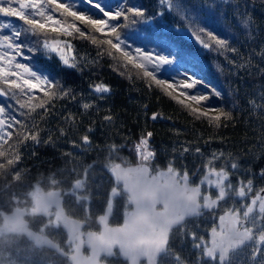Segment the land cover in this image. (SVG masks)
<instances>
[{
	"label": "snow or ice",
	"instance_id": "obj_1",
	"mask_svg": "<svg viewBox=\"0 0 264 264\" xmlns=\"http://www.w3.org/2000/svg\"><path fill=\"white\" fill-rule=\"evenodd\" d=\"M250 3L254 4L255 0H204L203 3L193 0L191 4L188 0H156V12L149 15L146 8L138 6L133 0H119L114 6L102 0H79L78 3L72 0H0V85L4 86L0 88V96L13 99L18 106L13 109L11 105H0V143H7L13 134L8 129L15 130L16 126L24 130L23 140L39 142V133L32 132L17 113L24 116L26 113L22 110L27 109L28 113L39 115L37 110L42 109L47 115L54 100H76L74 90L65 88L59 81L50 78V74L30 63L37 53L48 60L55 55L64 68L82 71L81 64L87 58L78 60L71 39H60V36L90 41L98 49L97 57L108 55L116 59L114 50L123 57L120 67L126 69L132 65L142 70V78L148 82L149 88H158L187 109L195 119H204L211 127H226L227 122L233 119L232 111L209 103L213 97L223 100V93L214 87L209 91V86L195 70L189 73L187 66L191 64L194 68L195 59H190V54L163 35L165 29L159 28V23L166 14L171 16L178 21L172 29L177 34L186 31L203 49L216 52L234 69L250 71L254 67V57L264 60V39L256 34L254 18L248 11ZM228 7H231L232 15L244 30V41L251 44L259 41V47L250 49L247 56L238 47L232 46L228 38H221L202 26L207 24L208 17L216 15V8L224 10ZM68 17L73 18L72 22L67 21ZM7 18H15L22 23ZM77 21L85 29L79 27ZM153 23L157 24L158 32L143 27ZM179 24H183V29ZM137 25L142 26L146 33L143 40L147 43L155 41L160 51L140 47L128 50L130 46H126L122 38V30L136 29ZM48 33L57 36L49 37ZM97 33L105 38L99 39L95 35ZM104 45L107 51L102 47ZM230 53L236 59L231 58ZM97 62L94 59L89 63ZM215 67L223 73V65L216 63ZM181 69H184L181 79L175 76L160 78L165 71L179 76ZM258 71L264 74V68H258ZM34 90L42 92L46 99L34 96ZM110 91V86L102 82L90 84L88 95L95 99L84 100L80 104L82 111L98 109L97 101L105 99V94ZM174 92L178 95H173ZM20 97H24L23 101ZM81 98L83 100V94ZM36 100L38 102H34ZM193 104L204 105V110L193 107ZM248 104L254 114L264 113V91L258 93L257 98H250ZM149 118L155 121L162 117L160 113H152ZM66 119H72L71 114ZM103 120L110 123L113 117L108 114ZM152 135V132H147L135 145L136 153L145 161H150L155 155L149 151ZM81 141L82 145H90L89 135H83ZM185 154H194L202 160L201 167L192 174L200 177L197 182H192L187 170L178 171L173 166L174 161H170L166 171H157L158 175L152 178L151 198L137 201L138 210L150 215L158 224V232L150 237L148 264H164L168 260L172 264H264V185L255 184L257 177L264 180V168L254 172L250 166L241 165L238 156L223 151L205 156L199 146L193 148L191 144L182 145L179 157L183 159ZM157 205L163 211L157 212ZM217 210H222L218 217L215 215ZM205 213L211 214L214 225L210 230L205 229L207 237L186 229V219L199 218ZM134 218L135 214H132ZM174 228L181 229L179 235L182 241L191 240V247L196 252L194 259L181 256L170 246V234ZM245 250H248L246 254Z\"/></svg>",
	"mask_w": 264,
	"mask_h": 264
},
{
	"label": "trees",
	"instance_id": "obj_2",
	"mask_svg": "<svg viewBox=\"0 0 264 264\" xmlns=\"http://www.w3.org/2000/svg\"><path fill=\"white\" fill-rule=\"evenodd\" d=\"M72 2L78 3L79 0ZM102 2L114 6L119 0H102ZM133 2L146 8L149 15H154L156 12V0H133ZM203 2L204 0H200V3ZM188 3H193V0H188ZM248 11L254 18L253 26L257 30L256 34L264 39V2L255 0L254 4H249ZM215 13L216 15L208 17L207 24L202 26L221 38H228L231 45L238 47L245 56L250 49L259 47V41L255 44L244 41V30L232 15L231 7L224 10L216 8ZM7 19L22 23L15 18ZM72 20V17L67 18L69 23ZM76 23L85 29L83 24L78 21ZM177 23L178 21L166 14L160 21L159 28L165 29L163 35L173 40L183 52L190 54V59H195L194 68L191 64L187 66L189 73L195 70L197 76L209 86V91L214 87L223 93V100L213 97L209 103L216 107L223 106L226 111H232L233 119L227 122V126L215 128L209 126L204 119H195L187 109L165 96L158 88L155 86L149 88L148 82L142 78V70L135 69L132 65H128L126 69L120 67L123 57L114 50L112 51L116 59L108 55L97 57L98 49L90 41L60 36V39H71L78 60L82 57L87 58L81 64L82 71L64 68L55 55L48 60L37 53L30 63L50 74V78L59 81L65 88L74 90L76 100H54L49 105L47 115H44L42 109L37 110L39 115L28 113L27 109L22 110L26 113L24 116L17 113L18 118L24 120L32 132L39 133V142L23 140L24 130L19 126H16L15 130L8 129L13 133L11 138L7 139V143H0V210L9 206L11 195L19 199L28 197L26 192L34 183L40 186L58 187L61 190H66L72 183H76L82 188L81 193L78 194L88 196L90 201L87 203L86 212L83 210L82 200L76 202L68 211L74 217L84 219L86 228H94V216L101 211L107 191L111 187L106 168L113 164H131L140 161L132 155L130 149L147 132L153 133L149 140V148L155 155L145 163L152 169L167 168L170 161H174L173 166L178 171L190 172L198 167L201 163L200 157L194 154H185L183 159L179 157L182 145L186 144H191L193 148L199 146L204 154L214 151L231 153L240 158L241 165L246 168L250 166L257 173L264 168V113L254 114L248 104L250 98H257L258 93L264 91V74L258 71V68H264V60L254 57L252 61L254 67L250 71L236 70L216 52L203 49L193 37L190 39L184 35L183 30L178 34L173 31ZM143 27L158 32L156 23ZM179 27L183 29V24H179ZM122 32L126 46H130L129 51L135 47L160 51L155 41L147 43L143 40L142 37L146 33L142 26L137 25L136 29H125ZM95 35L99 39L105 38L98 33ZM48 36L55 37L57 34L48 33ZM102 47L108 50L106 45ZM161 54L167 53L161 52ZM229 56L236 59L231 53ZM94 59L98 62L89 63ZM216 63L224 66L223 73L217 71ZM121 72L124 74L121 75ZM173 73L175 72L165 71L160 74V78L170 79ZM101 82L110 86V93L105 94V99L97 101L98 109L82 111L80 104L84 100L95 99L88 95L89 85ZM2 87L4 86L0 85V88ZM33 95L46 99L38 90H34ZM20 98L23 101L24 97ZM234 103L235 108H233ZM0 105L18 108L15 101L8 97L0 96ZM145 105H147L146 109ZM193 106L204 110V105L193 104ZM152 113H160L162 118L153 121L149 118ZM70 114L72 119H66ZM108 114L113 117L110 123L103 120ZM89 128L92 129L91 132L88 131ZM83 135H89L90 145H82ZM206 141L208 143H205ZM74 144L76 145L73 146ZM255 183L261 186L264 185V180L257 177ZM64 206L67 208V200L64 201ZM124 207V197L118 193L113 198L111 223L120 220ZM185 225L188 231L205 235L210 220L206 216L190 218L185 221ZM179 232L177 234L179 239L170 242V246L181 255L189 252L191 240L182 241ZM46 233L61 245L63 237L59 230L46 231ZM23 242V239L0 238V264H6L5 259L8 254L16 255V264H46L49 260L52 264H65L63 258L44 253L39 255L28 243ZM15 248H18V252ZM21 248L25 254L24 259L20 257ZM185 254L184 257L187 256ZM110 261L117 262V258H111Z\"/></svg>",
	"mask_w": 264,
	"mask_h": 264
},
{
	"label": "water",
	"instance_id": "obj_3",
	"mask_svg": "<svg viewBox=\"0 0 264 264\" xmlns=\"http://www.w3.org/2000/svg\"><path fill=\"white\" fill-rule=\"evenodd\" d=\"M183 34L192 38L186 31ZM166 170L167 168H158L151 171L146 163L109 165L106 173L126 194L129 207L122 212L119 224L110 225L108 217L111 200L108 199L102 212L95 218L97 231H82L83 221L63 213L58 189L42 191L37 187L31 199L33 207L28 211L34 213L40 211L41 214L46 215L47 208L54 207L53 221L60 222L66 235L65 242L72 244L71 251L67 255L46 235L27 227L26 221L22 218L23 208L14 206L9 212L0 213V234L20 233L35 246H43L65 255L69 264H106L98 259L101 255L105 257L111 255L113 249L126 264H137L139 260H143V264H148L147 250L150 247V237L158 232V224L150 215L138 210L137 201L151 198L152 178L158 175L157 171ZM156 211L161 212L163 209L157 205ZM132 214H135L134 220ZM82 247L86 248V254L81 253Z\"/></svg>",
	"mask_w": 264,
	"mask_h": 264
},
{
	"label": "flooded vegetation",
	"instance_id": "obj_4",
	"mask_svg": "<svg viewBox=\"0 0 264 264\" xmlns=\"http://www.w3.org/2000/svg\"><path fill=\"white\" fill-rule=\"evenodd\" d=\"M201 165H202V162L199 164L198 167L194 168L192 171L189 172V175H190L191 180H192L193 183L197 182L200 177L199 176H193L192 174L198 168H200ZM217 166H219V165H217ZM150 169H151V171L155 170V169H152V168H150ZM180 172H183V171H180ZM233 180L235 181V177H233ZM110 184H111V187L107 191V196H106V199H105V203H104L101 211L94 216L95 227L92 228V229L86 228L84 219L76 218V217H74L71 214L70 211H68L69 209L73 208V205L76 202L78 203L79 200H82V202H84L83 210L86 212L87 211V203L90 201L88 196H85L83 194H78V193H81L80 191H81L82 188H81V186L79 184L76 185V183H72L70 185V187L68 189H66V190H61L60 188L54 187V186H40L38 183H34L26 192L28 197H25L24 199H19L17 196L11 195L10 196V204H9V206L7 208H5V209L0 210V213L1 212H9L11 210V208L14 207V206H16L18 208H23L24 214L22 215V218L26 221L27 227L30 228L34 232L46 235L52 241L56 242L57 245H58V249H60V251L64 252V254L67 255L71 251L72 244L70 242H65L66 235H65V232L63 231V229L61 227L60 222L59 221H53V217H54V214H55L54 207L53 206H49L47 208V210L45 211L46 215L41 214L40 211L37 212V213L28 211L29 208L33 207L32 202H31L33 192L36 190L37 187L40 188L42 191H46V190H49V189H58V196H60V206L62 208L63 213L66 216H68V217L76 218V219H79V220L83 221L82 231H85V230L97 231L98 230V226H97V224L95 222V218H96V216L98 214H100L102 212V210H103V208H104V206H105V204H106L108 199L111 200L110 215L108 217V224H110V225H116V224L120 223V220L117 223H111L110 222V216H111L112 208H113V198H114L115 195H117L118 193H121L123 195V197H124L125 207H124V209H122L121 214H122L123 211H125L129 207V204L126 201V194L124 192H122V190L120 189L119 184L114 183L113 181H110ZM65 200H67V202H68L67 208L64 206V201ZM121 214H120V219H121ZM219 214H222V210H217V212L215 213V215L217 217H218ZM203 216H206L210 220V225L207 228L208 230H210V228L212 226H214L213 225L212 216H211L210 213H205V215H203ZM203 216H201V217H203ZM186 220H188V219H186ZM52 230H59L61 232L62 237H63V241L61 242L62 246L57 241L53 240L46 233V231H50L51 232ZM178 231H181V229L174 228L172 230V233L170 234L169 244H170V242H175L177 239H179V237L177 236ZM207 235H208V232L205 231V236L207 237ZM2 237H7V239H10V238H15V239H18V240L23 239V241H24L23 243H28L36 252L39 253V255H42L44 253V254H47V255H51L52 257L58 256V257H61V258L64 259L65 264H69V262L66 259L65 255H60V254L56 253L55 251L50 250V249H48L46 247H43V246H35L30 240L25 238L24 235H22L20 233L0 234V238L1 239H2ZM188 249H189V252H184V253H186L185 255H187L185 258H187L189 260H192V259L195 258L196 252L192 249L191 244L189 245ZM15 251L18 252V248H15ZM247 251L248 250H245V254L247 253ZM86 252H87L86 248L82 247L81 248V253L82 254H86ZM23 253H24V251L22 249L21 256H20L21 259L22 258L24 259V257H25V254H23ZM184 253L181 254V256L184 257ZM114 257L117 258V262H111L110 261L111 258H114ZM241 258L243 259V256ZM15 259H16V255L8 254L7 258L5 259V263L6 264H16ZM98 260L99 261H103L106 264H126L125 261L121 260L118 257V254H117L115 249H113V252H112L111 255L106 256V257L101 255ZM46 264H52V261H50V260L46 261ZM137 264H143V260H139L137 262ZM166 264H172V262L170 260H168V261H166Z\"/></svg>",
	"mask_w": 264,
	"mask_h": 264
},
{
	"label": "rangeland",
	"instance_id": "obj_5",
	"mask_svg": "<svg viewBox=\"0 0 264 264\" xmlns=\"http://www.w3.org/2000/svg\"><path fill=\"white\" fill-rule=\"evenodd\" d=\"M62 2H64V0H62ZM183 71H184V69H181V70H180L181 74H180L179 76H177L176 73H173V75H172L171 77L175 76L176 79H181V78H183ZM164 79H165V78H164ZM173 95H178V93H177V92H174ZM181 99H182V97H181ZM193 107H196V106H193ZM201 110H202V109H201ZM137 143H138V142H137ZM137 143H136V144H137ZM211 153H212V152H210V153H208V154H205V156H209ZM140 157L143 159L142 156H140ZM139 160H141V159H139ZM200 160H201V158H200ZM143 162H145V160H144ZM201 162H202V160H201Z\"/></svg>",
	"mask_w": 264,
	"mask_h": 264
},
{
	"label": "built area",
	"instance_id": "obj_6",
	"mask_svg": "<svg viewBox=\"0 0 264 264\" xmlns=\"http://www.w3.org/2000/svg\"><path fill=\"white\" fill-rule=\"evenodd\" d=\"M149 151H151V150H149ZM132 152H133L134 155L140 156V155H138V154L136 153V151H135V145H133V147H132Z\"/></svg>",
	"mask_w": 264,
	"mask_h": 264
}]
</instances>
